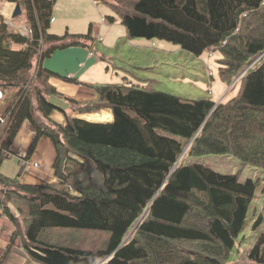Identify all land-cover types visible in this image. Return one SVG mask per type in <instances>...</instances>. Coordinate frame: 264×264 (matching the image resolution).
Returning <instances> with one entry per match:
<instances>
[{
    "label": "trees",
    "instance_id": "trees-1",
    "mask_svg": "<svg viewBox=\"0 0 264 264\" xmlns=\"http://www.w3.org/2000/svg\"><path fill=\"white\" fill-rule=\"evenodd\" d=\"M8 1L23 5L31 33L0 23V209L15 226L12 242L20 239L25 264H264V230L231 258L257 180L184 162L232 155L264 168V0H104L131 38L171 41L196 56L220 52V78L231 88L240 82L227 101L183 99L133 81L86 84L96 98L75 100L51 79L82 81L45 61L75 46L104 59L92 24L86 34H54L56 0ZM52 96L64 97L70 110ZM103 108L111 120L72 115ZM24 125L33 138L19 154ZM42 137L56 150L55 181L24 183L1 171L13 155L31 160ZM262 223L264 199L253 228ZM87 235L102 240L89 245Z\"/></svg>",
    "mask_w": 264,
    "mask_h": 264
},
{
    "label": "rangeland",
    "instance_id": "rangeland-1",
    "mask_svg": "<svg viewBox=\"0 0 264 264\" xmlns=\"http://www.w3.org/2000/svg\"><path fill=\"white\" fill-rule=\"evenodd\" d=\"M96 1L56 0L51 25L55 23L59 16L61 17L60 29H56L54 26V28H50V31L61 34L65 32L66 26H71L73 30L87 32L89 25L92 24L95 34L98 37L101 36V40H96L98 41V49L95 51L101 54L98 51L100 50L109 57L108 60H100L99 62L103 69H106L107 79H105V82L115 83L129 79L148 89L169 92L183 99L209 97L216 101H227L238 93L240 82L235 81L234 87L231 88V85H228L219 76L218 59L221 57L220 52L212 50L196 56L171 41L146 37L131 38L125 25L122 24L112 8L104 0ZM15 4L16 2L0 0V23L3 20L9 24L12 30L29 35L31 28L27 21L24 7H22L23 12L21 15L15 18L12 16ZM110 15L115 16L114 22L108 21L107 17ZM101 78H104V76ZM15 90L11 89L12 93ZM50 99L54 103L59 104L55 97L52 96ZM0 100L3 99L1 98ZM108 112H110L108 108H103L91 113L81 114L74 112L72 114L89 119L93 115H103ZM104 119L108 120L109 115L107 114ZM15 149L17 151L20 150V144L17 140ZM42 161L40 159V162ZM5 162L8 163L5 166L6 169L10 168L6 171H17L15 176L19 172L24 173L25 166H20L18 155H13L11 158L6 159ZM184 162H200L223 174L238 173L242 181L247 178L257 180V190L251 201L243 230L236 242V248L231 256L234 259L241 258V255L249 250L257 236L264 230L263 223L253 228L255 219L263 211L264 168L242 164L238 158L232 155H189L185 157ZM38 166L40 173H34V175L32 172L30 173H32V176L45 181L41 177V173H44L45 170L40 164ZM46 180H49V178ZM101 240L102 236L100 235L94 236L93 239L87 235L89 245L96 244V242ZM226 264H229V261Z\"/></svg>",
    "mask_w": 264,
    "mask_h": 264
},
{
    "label": "crops",
    "instance_id": "crops-1",
    "mask_svg": "<svg viewBox=\"0 0 264 264\" xmlns=\"http://www.w3.org/2000/svg\"><path fill=\"white\" fill-rule=\"evenodd\" d=\"M60 23H61V17L58 16V19H56L55 23L51 25V27L54 28L55 26L56 29H60V25H59ZM66 32L70 34H86L88 31L80 32L73 30L71 26H66L65 32H62L61 34H58L59 32L57 33L52 32V33L63 35ZM92 34L97 39L98 35L95 34L93 25H92ZM98 39L101 40V36H99ZM95 47L98 49V43L97 46L95 45ZM98 51L101 53V55L103 54L100 50ZM102 56H104V59L102 60L109 59V57L106 54L105 55L103 54ZM99 62L100 60L97 59L96 56L90 50H87L86 48L83 47L75 46L64 50H57L52 55V57L48 58L45 61V65L47 68H49L54 72H57L58 74L67 75L71 78L77 77L79 80H81L83 83L81 85H75L56 78H52L51 82L59 89L60 92L64 93L65 95L74 98L75 100L78 101H86L96 98V94L94 90L86 84L107 83L105 82L106 81L105 79H107V73L105 71L106 69H103L101 63ZM102 76H104V78H101ZM128 82H131V80L124 79L122 82H117V83H125L126 85L127 84L129 85ZM55 98L59 101V104L57 103L58 106L70 110V104L64 97L62 98L55 97ZM107 114L110 116L108 120H111L113 118L112 114L110 112H108ZM103 115H98V117H101ZM53 117L59 123H64V118L61 114L55 113ZM101 118L99 120L108 121ZM32 138H33L32 130L29 129L27 125H24V127H22V130L20 131V134L16 139L20 144V150L18 151L19 154L26 153L27 151L26 149H28L32 141ZM53 149H55V147L52 141L47 137H42L38 144L36 152L32 155L31 158L32 164L34 163L40 164V166L44 168L45 171L44 173H41L42 175L41 177H43L46 182H52L56 180L53 169V163L56 157V150ZM40 159H42L43 161L40 162ZM5 161L1 167V171L10 177L15 176L17 171L14 172L6 171L10 168L6 169L5 166L8 163H6ZM19 164L21 167L24 166L22 164L21 157H19ZM38 168L39 166L31 165L27 170L25 169L24 173L19 172L18 175L20 176V181L24 183H38L40 181L44 182L43 180L36 178V176L31 175L32 173L33 175L34 173H40ZM47 178H49V180H46ZM11 209L14 214L18 213L14 205H11ZM14 232H15L14 224L9 219V217L5 215L3 211L0 209V264H25L27 261V253L22 248L20 239H17L14 242H12V237ZM32 264H38V263L32 262Z\"/></svg>",
    "mask_w": 264,
    "mask_h": 264
},
{
    "label": "water",
    "instance_id": "water-1",
    "mask_svg": "<svg viewBox=\"0 0 264 264\" xmlns=\"http://www.w3.org/2000/svg\"><path fill=\"white\" fill-rule=\"evenodd\" d=\"M21 13H22L21 4L19 2H17L15 4V9H14V12H13V15L12 16H13V18H15L16 16L20 15ZM94 121H99V120H94Z\"/></svg>",
    "mask_w": 264,
    "mask_h": 264
},
{
    "label": "bare ground",
    "instance_id": "bare-ground-1",
    "mask_svg": "<svg viewBox=\"0 0 264 264\" xmlns=\"http://www.w3.org/2000/svg\"><path fill=\"white\" fill-rule=\"evenodd\" d=\"M22 7V6H21ZM8 11V10H7ZM22 12H23V9H22ZM22 14V13H21ZM20 14V15H21ZM19 16V15H18ZM17 17V16H16ZM1 97H2V92L0 91V99H1ZM91 115V114H90ZM106 116H107V114H104L103 116H101V117H98V115H93V116H91L90 118H89V120H92V121H94V120H98V119H104V118H106ZM109 118H110V116H109ZM104 120H107V119H104Z\"/></svg>",
    "mask_w": 264,
    "mask_h": 264
},
{
    "label": "built area",
    "instance_id": "built-area-1",
    "mask_svg": "<svg viewBox=\"0 0 264 264\" xmlns=\"http://www.w3.org/2000/svg\"><path fill=\"white\" fill-rule=\"evenodd\" d=\"M94 1L97 2L96 0H94ZM22 164L25 166V169H26V170H27L31 165L38 166V164H36V163L32 164L31 160H28V161L22 160Z\"/></svg>",
    "mask_w": 264,
    "mask_h": 264
}]
</instances>
